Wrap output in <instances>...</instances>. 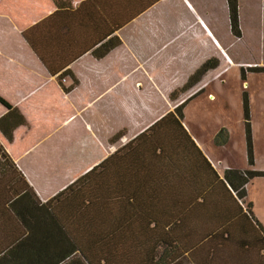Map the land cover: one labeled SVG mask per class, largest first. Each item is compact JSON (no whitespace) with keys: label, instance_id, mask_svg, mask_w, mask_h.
I'll return each mask as SVG.
<instances>
[{"label":"trees","instance_id":"trees-1","mask_svg":"<svg viewBox=\"0 0 264 264\" xmlns=\"http://www.w3.org/2000/svg\"><path fill=\"white\" fill-rule=\"evenodd\" d=\"M70 1L55 0L59 9H70ZM228 3L232 33L241 37L239 0ZM79 12L68 11V17ZM59 16L24 35L70 91L78 84L70 64L88 51L101 58L121 40L111 30L97 44L57 62L59 43L46 49L42 32ZM216 65L208 60L181 91ZM66 76L74 78L72 86L64 84ZM190 99L46 202L0 142V264H208L223 258L264 264V226L253 202L241 204L247 185L264 172L229 169L222 177L184 125ZM0 103L7 108L0 131L13 141L15 130L28 121L1 95ZM248 141L252 154L250 134Z\"/></svg>","mask_w":264,"mask_h":264},{"label":"crops","instance_id":"crops-1","mask_svg":"<svg viewBox=\"0 0 264 264\" xmlns=\"http://www.w3.org/2000/svg\"><path fill=\"white\" fill-rule=\"evenodd\" d=\"M224 1L229 10L228 0ZM239 3L241 12V0ZM70 6L59 9L55 0H0V95L19 108L28 121L15 130L13 141L0 131V142L44 202L159 118L175 112L186 99L205 91L209 80L224 70L217 65L193 92L173 98L188 80L168 74L172 57L165 56L164 49L170 43L188 36L187 46L198 37L208 36L220 56L233 61L211 26L209 6L206 9L198 0H71ZM67 10L82 12L68 17ZM54 14L60 16L43 27L42 43L48 50L59 43L62 56L54 57L57 62L97 44L100 35L111 30L121 40L101 58L88 51L71 63L69 68L78 84L70 91L51 74L24 35ZM71 78L63 79L67 87L73 84ZM144 103L156 108L146 112ZM6 113L7 108L0 103V117ZM126 118L144 120L131 121L127 135L113 142L114 135L122 131L113 128V121ZM251 200L247 193L241 204L253 202L254 214L264 226V215L258 214L256 201ZM246 263L223 258L208 264Z\"/></svg>","mask_w":264,"mask_h":264},{"label":"rangeland","instance_id":"rangeland-1","mask_svg":"<svg viewBox=\"0 0 264 264\" xmlns=\"http://www.w3.org/2000/svg\"><path fill=\"white\" fill-rule=\"evenodd\" d=\"M198 1L206 9L209 6L211 26L228 54L230 51L233 61L221 57L220 50L208 36L198 37L187 46L185 43L191 37L186 36L164 49V55L172 57L168 74L186 81L210 59H215L217 65L224 68L219 76L209 80L205 91L185 105L184 122L221 175L229 169L264 172V0H241V37L232 33L224 0ZM71 79L74 83V78ZM185 85L176 95L183 93L184 98L195 90L194 85L182 92ZM145 105L146 112L156 108L155 104ZM140 119L144 120H115L112 126L117 131L122 129L120 139H123L129 132V125ZM247 193L253 197L251 201H256L258 214L264 215V176L252 179Z\"/></svg>","mask_w":264,"mask_h":264}]
</instances>
